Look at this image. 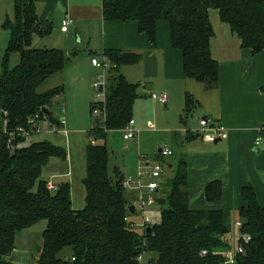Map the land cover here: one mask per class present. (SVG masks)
I'll list each match as a JSON object with an SVG mask.
<instances>
[{"label": "trees", "instance_id": "16d2710c", "mask_svg": "<svg viewBox=\"0 0 264 264\" xmlns=\"http://www.w3.org/2000/svg\"><path fill=\"white\" fill-rule=\"evenodd\" d=\"M211 10L219 12L253 54L264 50V0H103L105 19L137 21L150 44L157 43L158 22L166 20L173 47L183 52L185 76L206 89L216 87L220 80V66L211 50ZM4 28L12 37L0 74V264H12L10 255L19 232L40 221L47 225L37 264H140L139 257L145 252L150 254L149 264H222L225 256L220 251L228 245L231 210L191 208L185 155L180 156L177 171L168 181L170 188L157 197L160 222L153 223L151 231L140 232L126 220L136 214L130 210L133 199L122 186V173L117 172L116 180L109 175L106 140L109 131L124 129L133 118L138 85L120 71L122 64L131 61V54L106 51L110 68L105 100L96 104L101 121L87 131L85 206L75 209L69 181L53 190L41 179L50 159L65 160L67 151L49 139L29 142L16 130H32L29 121H42L44 108L50 111L51 121L57 122L53 111L64 86L44 92L38 89L62 71L70 58L63 50L34 44L35 35L45 37L52 32L50 24L41 25L35 0H14V18L7 17ZM13 54H19L14 66ZM192 107V97L187 94L183 115ZM5 122L14 136L5 133ZM99 140L103 142L98 144ZM205 196L208 201H219L222 181L210 182ZM242 196L240 231L251 241L245 244L237 264H264V205L252 184L243 187ZM203 250L207 254L203 255ZM154 252L157 256L152 259Z\"/></svg>", "mask_w": 264, "mask_h": 264}, {"label": "crops", "instance_id": "0c3cea01", "mask_svg": "<svg viewBox=\"0 0 264 264\" xmlns=\"http://www.w3.org/2000/svg\"><path fill=\"white\" fill-rule=\"evenodd\" d=\"M6 1L8 0L0 1V12ZM35 3L41 25L52 26L51 34L45 36H53L52 48L65 50L67 55L70 49L75 51L82 48L86 52L85 56L71 59L62 71L55 74L61 78L56 86L63 85L65 90L59 96L54 109L65 108L67 130H70L67 127L68 110L65 105L60 104V100L66 101L67 98L65 76L70 70L69 67L76 66L78 73L75 71L74 75L84 77V86L89 89L94 76L104 73V70L100 71L102 68L93 65L92 58L98 57L109 62L106 57L108 49L125 51L131 54L132 59L122 64L120 71L130 83L138 85L139 97L135 102L132 118L139 130L136 137L145 129L149 131V128L157 127L161 132L164 131L165 136L170 133L174 140L180 141L181 155L186 156L188 163L191 208L228 209L231 213L233 209H237L238 227V223H242L239 209L245 204L242 189L249 184L255 185L259 200L264 205V50L253 54L251 49L242 45L241 39L232 31L230 25L222 21L219 12L211 10L210 19L214 28L211 50L220 66V80L216 87L206 89L203 84L185 76L183 52L173 47L170 25L166 20H160L157 24V43L154 45L149 43L146 33L139 30L137 21L105 19L103 0H35ZM6 14L8 17V10ZM66 15L72 22L68 31L63 32L61 24ZM39 44L35 45L41 48ZM129 67L131 68L128 69ZM109 68L105 71L106 81ZM87 71L90 75L85 74ZM130 77H135L137 82H132L134 80ZM153 93H166L168 102L164 104L155 101L152 98ZM187 94L192 97L193 107L184 116ZM151 99L166 108L168 115L164 120L159 119L156 103H152L147 122L141 120V111L134 114L135 109H143V105L147 106V101ZM193 113L195 118L189 119ZM96 115L97 123L101 119L97 113ZM205 116L225 125L228 128V138L214 143L204 141L198 130L199 119ZM166 138L167 141L171 140ZM258 138H262L259 145L256 144ZM163 147L171 149L174 155L173 148ZM163 147L159 148V153ZM146 159L148 164L150 160L148 157ZM169 167L171 169L173 165L170 164ZM117 169L125 174V178H136L139 172V168L135 173L124 172L118 166ZM70 173L54 174L49 179L59 185L68 181L65 179ZM166 175L169 174L163 168L160 184ZM217 179L222 181L223 196L219 201H208L205 187ZM127 191L131 194L134 205V191Z\"/></svg>", "mask_w": 264, "mask_h": 264}, {"label": "rangeland", "instance_id": "374dc122", "mask_svg": "<svg viewBox=\"0 0 264 264\" xmlns=\"http://www.w3.org/2000/svg\"><path fill=\"white\" fill-rule=\"evenodd\" d=\"M1 1V0H0ZM14 0H8L3 3L4 9L0 12V74L2 73V61L3 56L6 52V49L11 40V33L9 30L4 28V22L7 18V10L10 19L14 18ZM1 8V4H0ZM35 35V44L40 43L39 45L42 48H52L54 43H52V37H45L44 39ZM61 50V49H60ZM64 52H66L64 50ZM82 55H86L85 50L79 48V50L70 49L69 54L67 55L71 59H75L77 57H82ZM19 62V54H13L11 59V65L14 66ZM70 62V61H69ZM72 67V68H71ZM76 66H70L69 72L65 76V82L67 86V98L66 101L60 100L61 105H65L68 110V134L64 133H49V132H40L34 134L32 137L28 138L29 142L37 141L40 139H49L54 144L61 146L67 151V158L62 160L58 157H53L43 168L41 179L48 180L54 174H59L67 172H71L69 176L65 179L71 183V199L73 207L76 209H81L85 206V196H86V188L83 183L84 178L87 175V165H86V144L88 142L87 130H90L94 127L96 123V113L99 115V110L93 111V105L98 104L103 97L98 89L93 86V81L98 79L99 74H96L91 80V85L88 88L84 86L83 81L84 77H80L79 75H74ZM129 67L128 69H130ZM103 72V69L100 70ZM86 75H90L87 71ZM58 76L53 75L48 78L40 87L39 91L44 92L52 87L56 86V83L61 81V78H57ZM131 80H134L135 77H130ZM133 78V79H132ZM132 82H137L136 80ZM143 82V81H142ZM140 84H143V83ZM142 88V87H141ZM140 88V89H141ZM155 100V99H154ZM154 100H148L149 103L147 106L143 105V109L139 110L136 108L134 114L141 111L140 117L141 120L147 122L149 120V110L151 109L152 103L157 104V111L159 114L160 121L164 120L167 112L166 108L160 102H154ZM157 101V100H155ZM59 104V107H60ZM99 106V105H98ZM58 107V108H59ZM59 109H55L57 112ZM195 118V113L189 117V119ZM196 120L198 117L196 116ZM149 131L145 129L140 136L131 138L130 140L124 139V132L122 130H113L108 132L107 137V147L109 149V175L113 180H116L117 172L120 173L117 166L122 170L128 172L135 173L139 166L140 162L143 164L148 161L146 158H149V162H153L155 160L161 161L163 164V168L165 172L169 175H166L162 179V185L160 191L163 189H169L171 177L175 175L178 163L181 155V145L180 141L174 140L172 134L167 133L165 136L164 131L161 132L159 129L149 128ZM171 138V140L167 141V138ZM103 141H98V144H101ZM170 146L174 150V155H168L161 157L158 150L160 147ZM264 147H262V150ZM173 165V168L170 169L169 165ZM62 180L63 178H58ZM67 181V182H68ZM59 182V181H58ZM66 182V181H65ZM62 182V183H65ZM61 184V183H60ZM255 186V185H253ZM256 188V187H254ZM257 190V189H256ZM129 198H131V194L127 191ZM162 192L158 193V196ZM132 200V199H131ZM160 206L156 204L153 207V211L151 213V217L153 219V223L160 222ZM134 214V213H132ZM141 214L136 213L132 215L131 219L135 221H141ZM237 219H238V210L233 209L232 217H231V231L230 236L232 238V245L235 246L237 244V239L239 237V230L237 227ZM46 221H40L35 224L33 227L27 230H23L19 232L16 241V248L13 253L10 255V260L12 264H37L36 257L39 256V248L43 245V232L46 228ZM140 264H149L150 254L147 252L141 254Z\"/></svg>", "mask_w": 264, "mask_h": 264}, {"label": "built area", "instance_id": "2783aa9c", "mask_svg": "<svg viewBox=\"0 0 264 264\" xmlns=\"http://www.w3.org/2000/svg\"><path fill=\"white\" fill-rule=\"evenodd\" d=\"M72 20L71 18L66 15L64 19L62 20L61 24V30L63 32H67L69 29V26L71 24ZM93 65L102 68L104 70V73L100 74L98 76V79L93 81V86L98 89L101 93V96L103 99L101 101L105 100V91L104 87L106 84V69L110 67V63L106 60H103L98 57L92 58ZM152 98L160 101L161 103L166 104L169 100V97L166 93H153ZM97 111V110H96ZM4 114H7V112L4 111ZM46 113L45 117L42 121L35 122V118H32L29 121V124L31 125L32 130H27L24 127H18L16 130L17 132H20L24 134L27 138L32 137L36 133L40 132H50V133H68V130L66 128L67 125V119L65 114V108L61 107L59 110L53 111L54 118L57 119V122L51 121L50 117H48ZM37 117H39L37 115ZM4 131L5 133H8L11 137L14 136V132H8L6 125L7 122L4 123ZM199 134L201 138L209 143H214L218 140H224L227 139L229 136L228 128L221 124L217 123L214 119L210 117H201L199 119ZM124 132V139L130 140L131 138L136 137L139 135V130L135 127V120L131 119L128 125L123 129ZM94 142V140H92ZM262 143V138H258L256 141V144L259 145ZM173 152L171 149L167 147L161 148L160 155L168 156L172 155ZM163 173V164L161 161H153L152 163L143 164L140 162L139 166V172L138 176L136 178L134 177H126L124 178V181L122 182V186L126 190H132L134 191L136 201H135V212L140 213L141 221H135L131 220L130 218H126L127 222L129 223V226L132 229H135L140 232H145L149 227L153 225V219L151 217V213L153 211V207L157 204V197L159 193V189L161 188L160 180ZM145 178H148L145 180ZM48 185L50 189H57L56 183L49 179L47 180ZM242 226V223H238L239 227V237L237 239V244L235 246L232 245V238L230 234L228 235L227 242L228 245L225 249L220 251L221 254L225 256V260L222 264H237L238 263V257L240 255H243L245 253V244L249 243L251 241V237L249 235L243 234L240 231V227ZM202 254H207V250H203ZM140 255V259H141ZM75 258H73L74 260Z\"/></svg>", "mask_w": 264, "mask_h": 264}, {"label": "water", "instance_id": "95a60500", "mask_svg": "<svg viewBox=\"0 0 264 264\" xmlns=\"http://www.w3.org/2000/svg\"><path fill=\"white\" fill-rule=\"evenodd\" d=\"M97 107H98V105H95V106H94V110H97ZM43 110H44L46 113H48V114L50 113V111H49L47 108H44ZM100 119H101V118H100ZM100 119H99V120H100ZM160 151H161V149H160ZM124 178H125V174H122L121 177H120V181L123 182V181H124ZM130 210H131V212H135V210H136V209H135V206H134V205H131ZM151 229H152V228L149 227V228L147 229V231L149 232V231H151ZM156 256H157V255H156V253L154 252V253H152L151 258H152V259H155Z\"/></svg>", "mask_w": 264, "mask_h": 264}]
</instances>
